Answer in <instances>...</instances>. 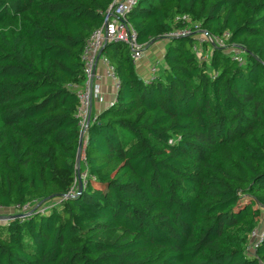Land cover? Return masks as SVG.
Returning <instances> with one entry per match:
<instances>
[{
    "label": "trees",
    "instance_id": "16d2710c",
    "mask_svg": "<svg viewBox=\"0 0 264 264\" xmlns=\"http://www.w3.org/2000/svg\"><path fill=\"white\" fill-rule=\"evenodd\" d=\"M112 2L0 0V207L58 204L8 218L0 264H264V242L247 249L264 220V0H141L129 18L140 44L187 15L228 31L246 63L208 44L201 62L195 37L173 39L146 84L126 46H106L122 85L89 128L87 184L63 199L78 185L68 85L83 82Z\"/></svg>",
    "mask_w": 264,
    "mask_h": 264
},
{
    "label": "built area",
    "instance_id": "2783aa9c",
    "mask_svg": "<svg viewBox=\"0 0 264 264\" xmlns=\"http://www.w3.org/2000/svg\"><path fill=\"white\" fill-rule=\"evenodd\" d=\"M140 2L141 0H113L103 14V22L101 26L94 30L85 43L81 57L83 63V82L81 84L68 85V89L75 94L78 101L75 118L79 129V144L81 143L83 148L82 152L85 150L88 143L89 128L96 122L97 116L101 112L94 113V104L100 102L104 96L101 85L102 81L108 80L113 83L115 98L109 103L110 106L116 101L117 94L122 85L114 66L107 57L102 56L101 52L108 45L126 46L130 49L129 53L133 64L138 69L141 68H139V64L144 59L147 46L138 42V34L129 22L130 15L134 12ZM176 21L182 23L184 26L164 34V41L169 42L173 39L195 37L196 43L193 50L196 52L201 62H206L209 58L203 49L204 45L208 44L213 47L227 50V52L232 55V60L239 65L242 66L246 63L244 50L233 46L230 47L228 42L231 34L228 31L224 32L222 35L210 36L200 28L199 24H191V19L187 15L179 16ZM199 32H201V34H199ZM163 60L164 58L162 57L152 63L149 67L140 69L143 70L142 75L145 73L143 77L146 84H149L156 78L159 72V65L162 64ZM100 61L106 69L105 73L98 72V64ZM81 156V161L85 163L84 154ZM82 182L84 186L87 184V174H83ZM77 191L78 185L76 182L69 194L63 199L65 200L74 197ZM53 207L54 205H47L41 208L38 202L34 201L28 202L25 205H17L12 210H14L15 214L23 216L31 214L35 210L45 213L50 211ZM2 210L6 211L11 209L0 207V211ZM249 238L250 243L247 249L248 253L253 254L264 242V227L260 228L258 226L251 233Z\"/></svg>",
    "mask_w": 264,
    "mask_h": 264
},
{
    "label": "crops",
    "instance_id": "0c3cea01",
    "mask_svg": "<svg viewBox=\"0 0 264 264\" xmlns=\"http://www.w3.org/2000/svg\"><path fill=\"white\" fill-rule=\"evenodd\" d=\"M150 46L147 47V50L149 51V47H150V52H151V50L153 48V45H150ZM147 50H146V53H147ZM155 50H156V48L153 51H155ZM164 55H165V52L163 54H159L158 53L156 58H154L152 56V54H149V52H148L147 54H145L143 61L140 62L139 68L141 67V68L145 69V68L149 67L156 60H158V59H160L162 57L164 58ZM140 71H143V70H140ZM140 71H139V73H140ZM98 72H100V73H105L106 72V69L102 65L101 61L98 64ZM101 85H102V88H103L104 96H103V98H102V100L100 102H96L94 104V113H98V112L104 110L109 105L108 102L111 100L112 96H113L112 101L115 98V95H114V92H113V83L112 82H110L108 80H103ZM14 215H16V214H14Z\"/></svg>",
    "mask_w": 264,
    "mask_h": 264
},
{
    "label": "rangeland",
    "instance_id": "374dc122",
    "mask_svg": "<svg viewBox=\"0 0 264 264\" xmlns=\"http://www.w3.org/2000/svg\"><path fill=\"white\" fill-rule=\"evenodd\" d=\"M199 34H201V32H199ZM163 36L164 35H162V39L161 40H157V41L152 42L151 45H153V48H152L151 52H150V47L151 46L149 47V51L147 50V53L149 52V54H152V56L154 58H156V56H157L158 53L159 54H163L164 52H166V47H167V43L168 42L164 41V39H163L164 37ZM155 48H156V50L153 51ZM239 48L240 49H243L244 47L242 46V47H239ZM210 50H211V48H210ZM210 50L207 47L204 48L205 54L208 55V56H210L211 55ZM127 51L129 52L130 49L128 48ZM160 66L161 65H159V67ZM112 98H113V96H112ZM112 98H111V100L108 103H111L112 102ZM249 144L251 146H257V144L254 141L249 142ZM54 206H58V204H56ZM14 214H15V212L12 209L11 210H6V211H4V210L0 211V229L1 230H2V228L4 229V227L6 226V223H7L6 220L8 221V218L11 217V216H14ZM16 215H18V214H16ZM263 216H264V214H263ZM259 227L260 228H263L264 227V220H262V222L260 223ZM119 236H120V233H118V232H111L109 234V241H115ZM248 247H249V245H248Z\"/></svg>",
    "mask_w": 264,
    "mask_h": 264
},
{
    "label": "water",
    "instance_id": "95a60500",
    "mask_svg": "<svg viewBox=\"0 0 264 264\" xmlns=\"http://www.w3.org/2000/svg\"><path fill=\"white\" fill-rule=\"evenodd\" d=\"M103 52V51H102ZM101 52V54H102ZM81 155H82V146H81V143L79 144V147H78V154H77V171H78V186H79V194L82 192L83 190V182H82V176L80 174V168H79V165H80V162H81ZM22 215H14L12 217H10V220L11 219H17L19 217H21Z\"/></svg>",
    "mask_w": 264,
    "mask_h": 264
},
{
    "label": "clouds",
    "instance_id": "9594fccd",
    "mask_svg": "<svg viewBox=\"0 0 264 264\" xmlns=\"http://www.w3.org/2000/svg\"><path fill=\"white\" fill-rule=\"evenodd\" d=\"M9 220V219H8Z\"/></svg>",
    "mask_w": 264,
    "mask_h": 264
}]
</instances>
